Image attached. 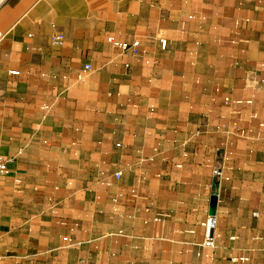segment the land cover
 <instances>
[{
	"label": "crops",
	"instance_id": "crops-1",
	"mask_svg": "<svg viewBox=\"0 0 264 264\" xmlns=\"http://www.w3.org/2000/svg\"><path fill=\"white\" fill-rule=\"evenodd\" d=\"M0 31V264H264V0H7Z\"/></svg>",
	"mask_w": 264,
	"mask_h": 264
},
{
	"label": "built area",
	"instance_id": "built-area-1",
	"mask_svg": "<svg viewBox=\"0 0 264 264\" xmlns=\"http://www.w3.org/2000/svg\"><path fill=\"white\" fill-rule=\"evenodd\" d=\"M7 0H0V7L6 2ZM3 39V34L2 32L0 31V42L2 41ZM63 41V37L61 35H57V36H54L52 39H51V44L54 45V46H59L61 45ZM107 41L116 49H119L123 52H131L133 54H136L137 53V49H138V46H139V43L137 41H133L131 43H126V42H119V41H115L111 38H108ZM160 46L164 48L165 46V41L164 40H160ZM85 69L86 70H89L90 69V66L86 65L85 66ZM11 75H16L17 72H13L11 71L10 72ZM6 172V163L5 161L0 157V175H3L4 173ZM217 175H219V172H216ZM116 178H119V174H116L115 175ZM206 226H207V229H209L210 227V220L207 221L206 223ZM205 246L207 247H212V239L209 238V236L207 235L206 236V240H205Z\"/></svg>",
	"mask_w": 264,
	"mask_h": 264
},
{
	"label": "water",
	"instance_id": "water-1",
	"mask_svg": "<svg viewBox=\"0 0 264 264\" xmlns=\"http://www.w3.org/2000/svg\"><path fill=\"white\" fill-rule=\"evenodd\" d=\"M215 208H216V197L212 196L209 201V210H208V214L210 217V227H212ZM209 234H211V232H209Z\"/></svg>",
	"mask_w": 264,
	"mask_h": 264
}]
</instances>
